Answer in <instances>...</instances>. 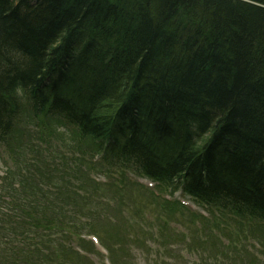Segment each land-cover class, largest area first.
Returning <instances> with one entry per match:
<instances>
[{
    "label": "trees",
    "instance_id": "1",
    "mask_svg": "<svg viewBox=\"0 0 264 264\" xmlns=\"http://www.w3.org/2000/svg\"><path fill=\"white\" fill-rule=\"evenodd\" d=\"M25 112L116 169L264 223V0H0V144ZM8 188L3 264H32L14 243L42 237L37 264H74L67 234L54 250L57 223H32L33 195Z\"/></svg>",
    "mask_w": 264,
    "mask_h": 264
},
{
    "label": "rangeland",
    "instance_id": "2",
    "mask_svg": "<svg viewBox=\"0 0 264 264\" xmlns=\"http://www.w3.org/2000/svg\"><path fill=\"white\" fill-rule=\"evenodd\" d=\"M39 124L43 123L25 112L10 147L0 148V195L10 190L9 185L23 198L32 194L25 207L29 217L36 223L49 215L57 223L55 230L67 234L65 243L73 244L69 242L81 230L83 235L96 234L109 248L114 264H264V225L214 213L202 218L190 206L176 208L136 184L131 186L128 176L123 181L126 188L116 190L115 184L123 183L103 170L99 160L95 164L87 156L83 161L82 148L91 144L89 139L81 142L55 120L46 121L43 130ZM40 135L50 138L41 145V155L31 149L32 143L39 144ZM139 185L167 195L146 183ZM39 199L51 209L41 212L35 202ZM9 200L0 198V211ZM56 203H63L65 211ZM2 213L0 218L5 219ZM79 216L91 223H80Z\"/></svg>",
    "mask_w": 264,
    "mask_h": 264
}]
</instances>
